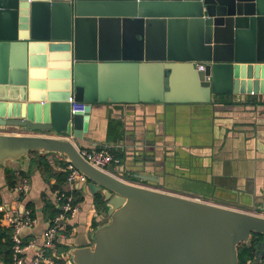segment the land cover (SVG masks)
<instances>
[{
  "label": "water",
  "instance_id": "95a60500",
  "mask_svg": "<svg viewBox=\"0 0 264 264\" xmlns=\"http://www.w3.org/2000/svg\"><path fill=\"white\" fill-rule=\"evenodd\" d=\"M40 48L60 60L49 71L60 82L36 68ZM245 93H264V0H0V128L32 133H0V166L29 172L32 152L61 155L109 219L73 226L69 264H240L238 247L264 234V216L126 180L163 184L164 153L141 146L101 170L81 149L93 145L94 104L232 105Z\"/></svg>",
  "mask_w": 264,
  "mask_h": 264
},
{
  "label": "crops",
  "instance_id": "0c3cea01",
  "mask_svg": "<svg viewBox=\"0 0 264 264\" xmlns=\"http://www.w3.org/2000/svg\"><path fill=\"white\" fill-rule=\"evenodd\" d=\"M42 54L47 57L46 65L36 68L46 71L48 82H60L62 79L49 76L50 70L61 69L51 66L53 62L60 60H51L53 53L48 48L44 52L42 48L36 49L34 53L38 56ZM227 99H235L237 102L232 105L222 102L97 103L92 108L91 133L88 134L86 144L101 145L105 148L117 147L127 154L141 146L156 154L164 153L167 159L162 171L158 173L164 183L160 184L161 186L149 187L222 204H226L223 201L225 199L220 197H226L232 202H239L237 208L253 210L260 214L264 212V93H245ZM0 133L20 134L28 131L16 127H2ZM44 133L66 136L54 132ZM41 154H49L48 158L55 172H65L67 162L64 157L51 153ZM31 159L30 172H27L29 176H26L30 179L29 191L21 199L15 191V186L22 176H18L16 185L10 188L5 174L6 168L20 171V166L14 162L0 166V204L19 212L24 206V210L31 209L35 214V225L24 229L21 235L23 242L36 241L33 247H30L29 243L25 245L23 257L26 262H29L41 247L43 231L50 221L44 212V198L48 197L52 202L59 204L56 200V190L52 188L55 178L46 180L35 158L31 156ZM128 160L130 165V156ZM110 166L115 169L120 167L118 164ZM126 180L140 183L128 177ZM77 185L66 182L63 188L73 192L78 189ZM82 185L85 184H80L79 191L83 200L78 203L71 217V225H85L86 231H91L95 218L101 219L100 225L106 223L108 218L98 213L91 196L81 189ZM28 204H31V208L27 207ZM74 234L75 229L69 236ZM69 236L67 233L64 235L67 246L70 243Z\"/></svg>",
  "mask_w": 264,
  "mask_h": 264
},
{
  "label": "built area",
  "instance_id": "2783aa9c",
  "mask_svg": "<svg viewBox=\"0 0 264 264\" xmlns=\"http://www.w3.org/2000/svg\"><path fill=\"white\" fill-rule=\"evenodd\" d=\"M198 68L204 69L203 64H199ZM73 108L75 110H82L83 104L75 103L73 100ZM82 155L96 168L101 170H107L110 165L118 164L121 165L122 162L119 158L114 157L112 153L104 150H88L81 149ZM64 171L67 172V183L73 185L77 184H87L89 182L88 177L81 172L72 163L67 162L64 167ZM30 185V179L28 177L22 176L20 182L15 186V191L18 193V197L21 199L22 196L28 193ZM56 200L61 207V212L52 220L49 221L48 226L45 228L42 234V245L36 252L35 256L26 262L23 254L26 249L22 245V232L26 228H31L36 223V218L32 215L31 209H23L21 212L18 210H11L4 204H0V213L2 215L1 222L5 226H10L13 228V239L14 245V257L11 264H58L54 257H58V252L56 250L57 244L63 243L64 235L67 231L69 225H71V217L74 215L77 206L74 205V196L71 193H67L65 189L63 191L56 190ZM203 200L201 198H197ZM207 201V200H203ZM211 202V201H207ZM220 205H226L217 202H211ZM228 206V205H227ZM257 214V213H256ZM264 216V212L258 214ZM36 245V241L33 240L29 242V246L33 247ZM59 257L63 258L66 263L69 264V252L66 251L62 253Z\"/></svg>",
  "mask_w": 264,
  "mask_h": 264
},
{
  "label": "trees",
  "instance_id": "16d2710c",
  "mask_svg": "<svg viewBox=\"0 0 264 264\" xmlns=\"http://www.w3.org/2000/svg\"><path fill=\"white\" fill-rule=\"evenodd\" d=\"M106 149L110 153L114 155V157L119 158L121 162H124L127 154L125 151L121 150L117 147H104L98 145L96 147H88V150H104ZM35 158L38 168L44 178L50 181L52 178H55V183L52 185L53 190H61L63 191V184L67 182V172H55L53 170L52 164L49 161V154H41L39 152H32L30 154ZM30 172V171H29ZM6 179L8 186L13 188L16 185V180L18 176H29V173L24 171H16L11 168H6L5 170ZM130 180H137L134 177H128ZM67 193H71L74 196V205H78L79 202L83 200L82 193L79 191V188L74 190L73 192L67 191ZM45 200V208L44 212L46 216H49V220L55 218L60 212L59 204L54 203L48 197L44 198ZM94 203L99 213H101L103 208V198L99 193H96L94 196ZM224 203V202H223ZM27 207L31 208V204H28ZM35 217V214L32 213ZM1 213H0V264H11L14 257V239L13 233L14 230L10 226H5L1 222ZM101 219L95 218L93 222V226L96 228L100 225ZM73 230V225H69L67 228V235L69 236ZM29 242L24 241L22 245L25 246ZM264 246V234L254 232L251 236V239L248 243H242L238 247L239 251V262L240 264H264V254L261 258H258L261 247ZM69 249V246L63 243L57 244L56 250L58 252V257H54L58 264H65L66 261L59 257L62 253L66 252Z\"/></svg>",
  "mask_w": 264,
  "mask_h": 264
},
{
  "label": "rangeland",
  "instance_id": "374dc122",
  "mask_svg": "<svg viewBox=\"0 0 264 264\" xmlns=\"http://www.w3.org/2000/svg\"><path fill=\"white\" fill-rule=\"evenodd\" d=\"M28 133H31V132H28ZM137 182H140L139 184H143V185H146V186H161L160 184H157V183H154V182H150V181H142V180H136ZM163 186V185H162ZM185 196H188V197H192V198H198V197H195V196H189V195H185ZM220 202V201H219ZM248 212H251V213H256L254 212L253 210H248ZM107 222L109 221V219L106 220Z\"/></svg>",
  "mask_w": 264,
  "mask_h": 264
}]
</instances>
